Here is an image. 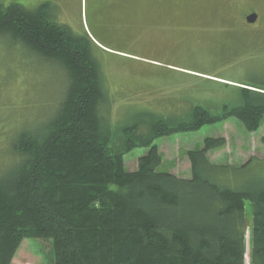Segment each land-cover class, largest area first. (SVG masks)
<instances>
[{
  "label": "trees",
  "instance_id": "trees-1",
  "mask_svg": "<svg viewBox=\"0 0 264 264\" xmlns=\"http://www.w3.org/2000/svg\"><path fill=\"white\" fill-rule=\"evenodd\" d=\"M3 34L57 61L70 83L56 115L18 135V160L0 176V264H11L25 240L49 242L50 264H245L247 232L248 264H264V185L221 182L207 155L224 139L187 152L189 179L157 172L154 145L229 118L256 132L264 91L239 88L241 105L218 114L196 105L186 118L140 113L113 129L101 114L106 100L85 34L52 22L46 5L0 3ZM135 149L147 153L128 172L124 158Z\"/></svg>",
  "mask_w": 264,
  "mask_h": 264
},
{
  "label": "rangeland",
  "instance_id": "rangeland-1",
  "mask_svg": "<svg viewBox=\"0 0 264 264\" xmlns=\"http://www.w3.org/2000/svg\"><path fill=\"white\" fill-rule=\"evenodd\" d=\"M123 1L109 0L103 16L97 13L99 0H54L48 5L52 22L92 38L91 54L106 100L101 114L113 129L135 123L140 113L186 118L199 105L218 114L223 106L241 105L239 88L264 91V0ZM47 2L0 0L29 11ZM249 13L257 14L255 26L244 23ZM69 83L57 61L0 35V176L18 160L13 149L18 135L39 131L56 115ZM207 138L225 141L207 155L221 182L234 188L264 185V117L253 133L229 118L194 133L157 139V172L189 179L186 154L202 149ZM146 153L135 149L126 155L125 169L135 171ZM246 215L248 225V203ZM246 241L248 264V232ZM50 250L47 241L25 240L11 264H50Z\"/></svg>",
  "mask_w": 264,
  "mask_h": 264
},
{
  "label": "flooded vegetation",
  "instance_id": "flooded-vegetation-1",
  "mask_svg": "<svg viewBox=\"0 0 264 264\" xmlns=\"http://www.w3.org/2000/svg\"><path fill=\"white\" fill-rule=\"evenodd\" d=\"M99 1H100V3H99V5H98V11H97V13H98V15L103 16L102 11H103V12L107 11V10L109 9V7H111V5L108 4V1H109V0H99ZM115 1L121 2L122 0H115ZM53 2H54V0H49V2H47V4H46V6H47V10H48V5L51 6V5L53 4ZM122 3H126V4L131 5V4H132V0H131V1H130V0H126V1H123ZM122 3H120V4H122ZM100 10H101V12H100ZM249 15H250V14L246 15V16L244 17V19H246ZM221 19H222V18H221ZM225 19H226V18H225ZM227 19H229V18H227ZM244 23L247 24L246 20H244ZM256 23H257V20H256V22H255L254 24H250V25H251V26H255ZM248 25H249V24H248ZM86 36H87V35H86ZM79 37H81V36H79Z\"/></svg>",
  "mask_w": 264,
  "mask_h": 264
},
{
  "label": "water",
  "instance_id": "water-1",
  "mask_svg": "<svg viewBox=\"0 0 264 264\" xmlns=\"http://www.w3.org/2000/svg\"><path fill=\"white\" fill-rule=\"evenodd\" d=\"M257 16L255 14H252L246 18L247 23L254 24L256 21Z\"/></svg>",
  "mask_w": 264,
  "mask_h": 264
}]
</instances>
